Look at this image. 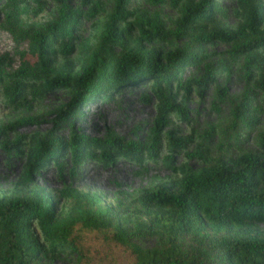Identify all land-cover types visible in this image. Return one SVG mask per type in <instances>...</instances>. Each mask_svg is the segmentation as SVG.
<instances>
[{"label": "trees", "instance_id": "obj_1", "mask_svg": "<svg viewBox=\"0 0 264 264\" xmlns=\"http://www.w3.org/2000/svg\"><path fill=\"white\" fill-rule=\"evenodd\" d=\"M16 1L24 6L46 2L0 3L2 26L27 46L18 51L19 63L0 81V89L8 102L25 110L44 91L64 90L68 97L53 107V125L68 122L91 99L146 82L158 129L168 110L183 113L191 93L200 94L211 78L188 70L202 57L189 49L191 43H227L229 56L242 57L249 67L264 61V0H234L232 24L224 20L219 0H178L170 27L156 12L129 8V0H110L106 12L103 0H79L84 11L68 0H53L52 17L19 27L11 8ZM99 13L104 17L95 42L73 59L70 39L78 19ZM179 36L186 41L177 45L173 37ZM26 53L33 60L22 58ZM12 62L7 51L0 52V73ZM237 106L248 110L246 104ZM182 139H169L165 149L170 152ZM0 144L24 157V175L48 162L60 168L58 158L66 152L73 164L84 157L143 163L159 153L155 142L145 145L117 135L94 138L72 129L64 138L53 127L1 139ZM132 202L128 210L119 198L103 202L98 192L69 185L28 186L17 179L0 189V264H29L73 252L74 264H106L99 248L86 241L88 233L106 241L108 254L120 252V264H264V132L256 148L216 157L197 169L181 163L173 175L141 188ZM140 236H153L157 246L140 248L134 242Z\"/></svg>", "mask_w": 264, "mask_h": 264}, {"label": "rangeland", "instance_id": "obj_2", "mask_svg": "<svg viewBox=\"0 0 264 264\" xmlns=\"http://www.w3.org/2000/svg\"><path fill=\"white\" fill-rule=\"evenodd\" d=\"M177 1L129 0L128 7H135L147 14L156 12L170 27V19L176 14L174 2ZM68 2L72 7L79 6L82 11L85 10L79 0ZM102 2L104 12L109 11L111 1ZM219 4L225 11L224 20L232 24L234 0H219ZM11 8L17 25L25 27L28 23L39 24L52 17L56 4L53 0H46L40 6L32 2L24 6L16 1ZM103 17L104 13H99L78 19L70 39L73 59L79 55L80 49L95 42ZM2 24H5V17L0 11V52L7 51L13 57L11 66L0 73V81L6 79V73L18 65V51L27 48L25 40L16 41ZM173 41L180 45L186 38L173 37ZM188 45L192 52L202 53V57L188 70L194 75L207 73L211 78L202 84L200 94L191 93L184 103L183 113L174 107L168 110L158 129L154 127V97L149 93L146 82L125 84L113 90L108 97L91 99L81 105L68 122L57 125H53V107L67 99L64 90L44 91L31 103V108L25 110L8 102L0 89V140H11L19 134L43 132L53 127L64 138L69 136L72 129L94 138L117 135L126 141H138L145 145L155 142L159 145L157 156L143 163L126 157H117L108 162L97 157H84L73 164L66 152L58 158L60 168L48 162L30 175H24V157L17 154L11 145L3 147L0 144V189L9 187L17 179L28 186L51 189L69 185L98 192L103 202H114L119 198L122 206L129 210L141 188L173 175L174 169L181 163L197 169L216 157L226 159L256 148L264 132V61L260 65L246 66L242 57L231 58L227 52L228 44L221 41ZM22 58L33 60L29 53ZM239 103L246 104L248 110L244 108L245 105L234 109ZM154 135L155 140L152 139ZM169 139L182 140L169 152L165 149ZM85 239L99 248L98 255L106 264L122 263V254L117 251L108 254V245L99 235L88 233ZM134 242L140 248L157 246L153 236H140ZM76 260L73 252L68 257H41L29 264H74Z\"/></svg>", "mask_w": 264, "mask_h": 264}]
</instances>
